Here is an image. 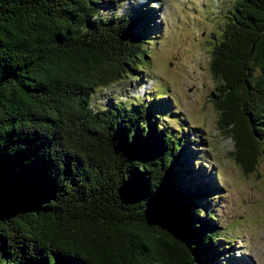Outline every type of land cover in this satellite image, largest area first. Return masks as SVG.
<instances>
[{"label": "trees", "instance_id": "1", "mask_svg": "<svg viewBox=\"0 0 264 264\" xmlns=\"http://www.w3.org/2000/svg\"><path fill=\"white\" fill-rule=\"evenodd\" d=\"M101 2L0 0V264H213L220 237L183 186L184 137L144 105L96 102L141 71L152 31L144 7L104 19ZM226 19L215 108L250 173L264 155V0H235Z\"/></svg>", "mask_w": 264, "mask_h": 264}, {"label": "rangeland", "instance_id": "2", "mask_svg": "<svg viewBox=\"0 0 264 264\" xmlns=\"http://www.w3.org/2000/svg\"><path fill=\"white\" fill-rule=\"evenodd\" d=\"M101 1L104 19L144 7L152 31L141 71L96 91V102L144 105L169 133L184 137L189 175L183 186L203 196L199 202L220 237L213 264H264V155L250 173L234 160L235 141L219 127L210 71V51L235 0Z\"/></svg>", "mask_w": 264, "mask_h": 264}]
</instances>
